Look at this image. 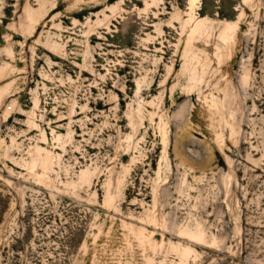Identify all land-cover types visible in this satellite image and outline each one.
<instances>
[{"label":"rangeland","instance_id":"1","mask_svg":"<svg viewBox=\"0 0 264 264\" xmlns=\"http://www.w3.org/2000/svg\"><path fill=\"white\" fill-rule=\"evenodd\" d=\"M0 264H264V0H0Z\"/></svg>","mask_w":264,"mask_h":264}]
</instances>
